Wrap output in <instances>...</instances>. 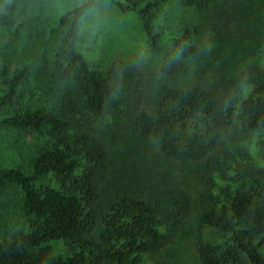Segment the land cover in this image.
Instances as JSON below:
<instances>
[{"label": "trees", "instance_id": "trees-1", "mask_svg": "<svg viewBox=\"0 0 264 264\" xmlns=\"http://www.w3.org/2000/svg\"><path fill=\"white\" fill-rule=\"evenodd\" d=\"M163 1L82 0L56 20L62 39L48 64L39 59L43 63L30 65L28 58L13 65L5 52L11 38L4 39L0 129L37 133L44 141L30 157L28 174L0 167V191H17L24 216L19 230L0 239V264H146L175 241L190 217L191 196L177 183L153 181L146 174L122 188L109 186L110 157L102 136L113 133L148 141L165 160L200 165L193 247L198 264H264V165L255 163L242 145L251 132L264 130V70L243 73L250 92L242 99L236 88L218 91L205 81L164 86L148 99L132 62L113 59L104 70H94L77 50L80 19L95 6L109 4L137 16L149 50L161 56L159 76L175 78L187 61L202 59L195 42L198 28L167 34L168 50L162 53L154 18ZM245 1L180 4L235 20L230 12ZM259 1L264 17V0ZM17 26L13 6L0 5V30L11 35ZM33 65L47 70L49 83L60 89L51 106L21 104ZM47 174L58 189L36 185ZM212 176L228 180L227 186L215 193ZM205 228L229 235L230 243L219 247L203 241ZM53 241L62 243L64 255L52 251Z\"/></svg>", "mask_w": 264, "mask_h": 264}, {"label": "rangeland", "instance_id": "rangeland-1", "mask_svg": "<svg viewBox=\"0 0 264 264\" xmlns=\"http://www.w3.org/2000/svg\"><path fill=\"white\" fill-rule=\"evenodd\" d=\"M81 2L0 0V5L13 6L18 23L11 35L0 30V54L3 52L4 39L11 38L10 49L5 52L12 55L13 65L26 63L28 58L30 65L39 59L50 63L62 39V34L55 26L56 20ZM163 2V8L154 18L162 53L168 50L167 34L174 35L184 27L198 28L195 42L200 47L202 59L198 62L187 61L184 72L175 78L167 80L159 76L161 56L149 50L137 16L132 12L123 14L109 4L95 6L80 19L76 44L78 52L94 70H104L113 59L132 62L142 74L143 92L148 99L164 86H185L203 81L211 83L218 91L227 86L236 88L238 97H246L250 86L242 82L243 73L251 68L264 70V17L261 2L246 0L242 6L230 12L231 16H236L235 20L223 14H204L193 6L181 5L180 0ZM31 53H35L33 58L30 57ZM33 69L29 80L25 82L21 104L31 108L51 106L57 101L60 89L52 81L49 83L47 70L41 67L36 70L35 65ZM1 89L0 85V92ZM102 139L109 150V186L122 188L131 178L140 182L146 174L153 181L177 183L193 200L190 217L175 241L147 258L146 264H198L193 247L197 239L196 198L201 189L200 165L165 160L158 156L148 141L135 139L126 133L103 135ZM43 141L44 137L37 133L23 134L14 129H0V167L18 168L28 174L30 157ZM242 145L255 163L264 165V130L251 132ZM227 174L231 176L230 172ZM211 179L215 193L227 186L228 180L215 176ZM36 185L58 189L51 174L39 177ZM23 223L17 191H0V239L19 230ZM201 239L219 247L230 243L229 235L219 234L210 228L202 231ZM49 245L54 253L65 254L61 242L53 241Z\"/></svg>", "mask_w": 264, "mask_h": 264}]
</instances>
